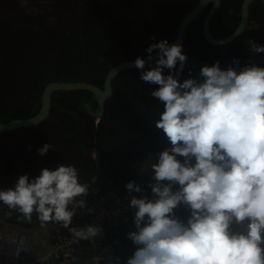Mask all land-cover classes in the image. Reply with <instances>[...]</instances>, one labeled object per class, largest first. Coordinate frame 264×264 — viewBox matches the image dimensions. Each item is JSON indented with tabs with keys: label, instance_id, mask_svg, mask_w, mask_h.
<instances>
[{
	"label": "trees",
	"instance_id": "1",
	"mask_svg": "<svg viewBox=\"0 0 264 264\" xmlns=\"http://www.w3.org/2000/svg\"><path fill=\"white\" fill-rule=\"evenodd\" d=\"M22 1L28 0H0V122L34 115L43 87L50 81L82 80L101 86L111 65L145 56L152 39L142 42L138 38L142 33L152 35L156 43L171 39L179 19L198 0H46V5L61 12V18L70 20L78 41L86 39L94 27L82 44L73 41L66 28L43 30L16 23ZM240 4L241 0H220L210 21L214 36L222 37L235 28ZM205 11L190 23L181 43L187 61L180 82L200 79V68L217 61L222 69L230 65L239 69L250 63L264 67V53L253 54L247 43L254 40L264 45V4L260 0L250 3L245 30L222 45H210L203 39ZM99 21L104 25L96 26ZM155 62L144 70L120 71L98 118L87 112L86 104L90 110L97 106L90 91L56 90L45 120L0 132V190L12 187L18 175L27 174L31 180L41 169L59 164L74 165L81 183L95 175L98 183L119 192H128L125 185L129 181L141 186L153 173L147 167L149 155L155 161L159 152L170 147L163 131L155 126L157 113L163 111V104L151 96L158 85L140 78L141 71L155 67ZM163 74L168 75L169 70L165 68ZM45 143L53 150L41 156L38 149ZM177 159L183 162V157ZM0 214L18 229L52 223H42L36 213L31 221L25 220L2 202ZM127 233L126 227L107 231L102 246L88 245L97 252L107 249L117 264H125L135 247Z\"/></svg>",
	"mask_w": 264,
	"mask_h": 264
},
{
	"label": "clouds",
	"instance_id": "2",
	"mask_svg": "<svg viewBox=\"0 0 264 264\" xmlns=\"http://www.w3.org/2000/svg\"><path fill=\"white\" fill-rule=\"evenodd\" d=\"M247 43L253 54L264 53V45ZM154 50L155 67L141 71L140 78L158 85L151 96L163 111L155 126L170 147L155 161L148 157L152 198H130L135 230L127 239L135 247L125 264H264V67L222 69L217 61L200 68V79L180 82L187 61L182 45L151 44L150 59ZM134 66L144 70L145 60L137 57ZM50 149L45 143L38 152L44 156ZM125 188L142 191L135 181ZM88 190L74 165L59 164L31 180L18 175L12 187L0 190V202L25 220L36 213L77 241H93L101 225L71 226L76 210L86 207L77 198ZM181 205L190 210L186 222L175 215Z\"/></svg>",
	"mask_w": 264,
	"mask_h": 264
},
{
	"label": "built area",
	"instance_id": "3",
	"mask_svg": "<svg viewBox=\"0 0 264 264\" xmlns=\"http://www.w3.org/2000/svg\"><path fill=\"white\" fill-rule=\"evenodd\" d=\"M152 176L148 179L154 183ZM86 183L88 194L77 198L85 200L86 207L76 210L71 226L101 225V236L93 241H77L68 229L56 223L18 229L0 216V264H117L106 249L97 252L88 244L100 247L105 232L120 226L133 228L135 210L128 206L130 198H152L151 189L141 186L139 193H122L101 185L95 177Z\"/></svg>",
	"mask_w": 264,
	"mask_h": 264
},
{
	"label": "water",
	"instance_id": "4",
	"mask_svg": "<svg viewBox=\"0 0 264 264\" xmlns=\"http://www.w3.org/2000/svg\"><path fill=\"white\" fill-rule=\"evenodd\" d=\"M253 0H241L240 4V16L237 25L235 26L234 29H232L228 34L222 36V37H217L214 36L211 31H210V21L217 11V9L220 6V0H198L185 14L179 19L178 24H177V29L175 31L174 36L167 40L169 45L172 44H180L183 42L187 27L190 25V23L196 19L202 11L207 7V5L210 3V6L207 8V10L204 12L202 20H201V34L203 39L209 43L210 45H222L224 43H227L229 41H232L236 37H238L246 28V25L248 23L249 19V5ZM264 4V0H260ZM20 12L22 11L21 6L19 5ZM54 9V8H53ZM24 12V11H23ZM41 13L39 14H45L46 12L42 9L40 11ZM60 12V11H59ZM24 17L22 19L16 18V23L22 24V23H27L30 26H38L42 28L43 30H47L49 28H56V27H61V28H66L69 33H71V39L77 43H86L91 34L93 33L94 27L90 30L88 36L86 39L78 41L74 34L72 33V30L69 28V26L65 23H46V25H41L44 23L42 19L36 18V15H31V14H23ZM38 15V14H37ZM21 17V16H20ZM33 19H35L36 23L33 22ZM20 20V21H17ZM104 25L103 22L99 21L96 23V26H102ZM122 34L125 35H133V32H123L121 31ZM146 35H142L140 38L141 41L143 42V38ZM156 43L155 40L152 38L151 44ZM157 51L154 50L153 53L151 54V59L149 58V54L145 53L144 57L142 59L145 60V67L151 65L153 62H155L158 59L157 56ZM134 61L135 59H126V60H121L113 65L110 66V68L106 71L102 85H97L88 81H82V80H62V81H50L48 82L42 90L41 93V99H40V105L36 113L32 116L29 117H23V118H14L9 121L5 122H0V132H5L9 131L12 129L20 128V127H29L36 125L43 120L47 118L49 115V111L51 108V94L56 91V90H88L90 91L94 97L97 106L93 109L90 110V105L86 104V108L88 109L87 112L91 116H94L98 118L104 108V103L105 101L111 96L113 89H112V80L113 78L122 70L125 69H137L134 66ZM95 177L96 176H91ZM90 177V178H91ZM89 178V179H90ZM88 179V180H89ZM146 179V178H145ZM144 179V180H145ZM87 180V181H88ZM97 180V178H96ZM150 179H147L146 182L147 184L142 182L141 186L146 187L149 189L148 184L150 183ZM86 181V182H87ZM85 182V183H86ZM140 186V187H141ZM109 188V187H108ZM122 193H127V192H122ZM129 193V192H128ZM180 211H184L187 214L190 213V210L185 208L183 205L179 207L177 214V218L179 217ZM125 227V226H120L118 227L119 229Z\"/></svg>",
	"mask_w": 264,
	"mask_h": 264
},
{
	"label": "rangeland",
	"instance_id": "5",
	"mask_svg": "<svg viewBox=\"0 0 264 264\" xmlns=\"http://www.w3.org/2000/svg\"><path fill=\"white\" fill-rule=\"evenodd\" d=\"M20 6H21V8H22V11H24V12H28L29 14H31V15H37V14H39V13H41L40 11L43 9V10H46L45 12H47V11H49V10H47V9H52L53 10V8H50V7H48V8H45L44 7V5H46V0L44 1V2H42V0H34V1H22L20 4H19ZM46 6H48V5H46ZM41 7H43V8H41ZM24 12H22V13H24ZM56 18L58 19V16H56ZM60 18V20H61V16L59 17ZM20 19V18H19ZM17 21H20V20H17ZM50 23V20H47L46 21V23ZM46 23H43V24H41V25H46ZM153 38V36L152 35H150V34H148V35H146L144 38H143V42H148L149 40H151ZM141 43V42H140ZM189 215H190V213L187 215V218L189 217ZM0 216H2L1 214H0ZM126 227V226H125ZM127 229H128V232H130V231H133V230H135V228H134V226H133V228H130V227H126ZM117 229V228H116ZM114 230V229H113ZM125 234V233H124ZM123 234V235H124ZM106 251H107V249H106Z\"/></svg>",
	"mask_w": 264,
	"mask_h": 264
},
{
	"label": "flooded vegetation",
	"instance_id": "6",
	"mask_svg": "<svg viewBox=\"0 0 264 264\" xmlns=\"http://www.w3.org/2000/svg\"><path fill=\"white\" fill-rule=\"evenodd\" d=\"M28 1H34V0H28ZM45 0H42V2H44ZM210 6V5H209ZM208 6V7H209ZM44 7L45 8H48V7H50V8H53V7H51V6H46V5H44ZM207 7V8H208ZM41 8H43V7H41ZM207 8H206V10H207ZM44 9V8H43ZM47 10H49V11H47L45 14H38V15H36V18H40V19H42V21H44V23H46V21L47 20H50V23H65V24H67L68 26H69V28L72 30V33H73V28L71 27V22H70V20H65L64 18H61V20H60V15H61V12H59V10L58 9H47ZM44 11H46V10H44ZM23 11H21L20 13V19H22L23 17H24V13H26V14H28V12L26 11V12H24V13H22ZM56 16H58V19L56 18ZM249 20V19H248ZM33 22L34 23H36V21H35V19H33ZM129 30H130V28H128ZM144 34H146V33H142L138 38H141L142 37V35H144Z\"/></svg>",
	"mask_w": 264,
	"mask_h": 264
},
{
	"label": "crops",
	"instance_id": "7",
	"mask_svg": "<svg viewBox=\"0 0 264 264\" xmlns=\"http://www.w3.org/2000/svg\"><path fill=\"white\" fill-rule=\"evenodd\" d=\"M152 174H153V173L150 172V174L146 177V179L144 180V183H145V184H147L146 180H147ZM187 215H188V214H187L186 212H181V211H180V213H179V215H178V216H179L178 218L186 222V220H187Z\"/></svg>",
	"mask_w": 264,
	"mask_h": 264
},
{
	"label": "bare ground",
	"instance_id": "8",
	"mask_svg": "<svg viewBox=\"0 0 264 264\" xmlns=\"http://www.w3.org/2000/svg\"><path fill=\"white\" fill-rule=\"evenodd\" d=\"M209 5H210V3L207 5V7H208ZM207 7H206V8H207ZM206 8H205V9H206ZM202 12H203V11H202ZM202 12H201V13H202Z\"/></svg>",
	"mask_w": 264,
	"mask_h": 264
}]
</instances>
